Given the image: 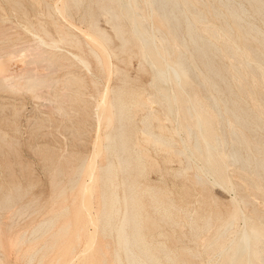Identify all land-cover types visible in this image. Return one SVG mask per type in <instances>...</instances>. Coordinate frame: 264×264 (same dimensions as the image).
Segmentation results:
<instances>
[{"label": "bare ground", "instance_id": "obj_1", "mask_svg": "<svg viewBox=\"0 0 264 264\" xmlns=\"http://www.w3.org/2000/svg\"><path fill=\"white\" fill-rule=\"evenodd\" d=\"M34 1L40 8H45L49 25L40 20L29 21L27 26H24V30L33 37V45L25 46V42L22 43L25 47L16 50V45L9 47L8 44L9 52H19L14 58L20 56L25 64V69H21L20 73L13 75L9 71V74H4L3 71L10 67L9 62L15 54L11 52L14 55L10 54L12 56L4 62L2 57L7 53L4 52L6 54L3 56L0 53V91L19 94L20 91L16 86L24 85L27 92L35 98L40 91H45L46 100L48 99L53 107H50V112H43L44 126L54 127L55 122L51 120L53 114L66 118L69 124L65 127L66 131L71 134L69 136L72 138H70L71 144L76 147L82 145L87 124L80 126L75 119L81 117V110H84L89 118L94 114L92 103L84 97L88 81L86 82V76L74 72L69 74V71L65 72L61 79H55L52 74L65 66L79 65L90 72L89 55L96 60L102 72H109L113 68L116 73L121 74L123 72L120 68L112 67L110 61L112 58L123 61L126 55L145 56L149 58L154 69V77H165L168 83L167 87H161L157 91V99L168 106L171 104L175 106L177 118L173 123L167 117L173 129L167 126L161 116L148 104L146 92L129 85L127 74L122 76L119 85L108 88L104 99L98 104L102 112H98V107L95 113L98 122L105 121V130L102 131L104 142L100 144L101 139L98 142L96 140L98 148L96 147V150L94 147L96 152L93 159L91 158L92 161L89 159L90 163H87L88 161L83 158L72 178L80 179L84 173L90 174L89 179H92V183H84L83 180L78 191L81 199L83 198L82 201L87 199V206L84 202L85 204L80 203L78 207L87 221L94 219L92 220L94 230L88 231L85 236L82 234V229H85L83 223H79L83 226V228L80 226L82 229L78 228V223L74 227L72 220L59 225L62 217L69 214L68 206L60 207V210L52 212L53 214L35 225L30 233L22 234L15 242L18 246H15L16 248L27 243H30L29 246L32 244L21 255L23 264H43L53 249L58 245L66 244L69 240L67 237L70 238L71 244L76 242L77 246L84 245V247L78 252V249L76 250L78 247L71 245V254L75 255L73 259L69 257V261L62 260L61 256L63 257L64 254L62 252L61 256L57 255L58 258H54L57 259L55 264H76L77 258L79 264L85 263V260L87 264H102L107 256L111 264H193L191 249L174 250L168 245L170 241L176 245L179 240L174 234L166 233L167 227H177L182 222L190 226L195 236V244L199 243L200 234H206L202 249L209 257L208 264H264V211L254 208L252 212L255 218L248 222L243 206L254 204L255 201L251 202L248 195L240 192L245 186H248L249 190L264 189V182L261 181L264 178V145L251 141L247 134L254 127L264 130V26L249 20L254 14L264 24V1L246 0L252 9L251 14L243 4L236 3L235 0H121L118 5L119 13L113 12L111 6L103 3L102 0H95L99 5L97 10L93 9L92 3L87 6L90 19L87 22L88 31H82L86 43L82 36L75 33L72 26L65 22L69 20L72 8L80 11L83 0H62L61 7L57 3L52 4L51 0ZM8 2L14 12L19 7L22 13H26V7L20 0H8ZM1 9L4 11V8ZM98 15L111 23L114 37L98 26ZM121 15L130 19L132 27L137 30L138 38L142 40L146 38L144 45L135 43L132 39L131 41L122 26L116 23ZM147 19L151 22L150 33L144 26ZM182 19L186 24L183 37H180ZM82 20L86 21V14L83 15ZM171 20L177 24L173 28L170 26ZM115 40L120 42L118 47L114 45ZM148 40L155 49H148L147 53L145 48ZM132 45H135L139 51L135 52ZM64 46L76 49L80 53L66 51ZM208 55H211L212 59L209 63L202 61L204 69L201 70L198 61L208 60ZM214 57L226 61L224 67L232 68L228 77L223 74L222 69L216 74L212 72ZM38 66L40 69L45 68L47 73H38ZM193 72L200 78L203 88L207 89L202 94L196 92L194 81L187 84L188 74ZM17 77L21 80L20 82L17 79V83L21 84L15 86L13 82ZM93 83L96 85V82ZM60 84L62 87H59ZM222 84L225 87H222ZM187 85H190V91ZM18 100L15 99V103L21 104L22 102ZM6 101L9 100L0 96L1 103ZM244 103L251 104L255 111L254 117L246 113L243 108ZM221 106H224L223 110ZM1 107L5 108V105L1 104ZM181 107L183 110L179 111L178 108ZM37 113L42 115V112ZM224 114L227 116L225 117ZM137 116H142L138 131L134 122ZM224 120H234L233 123L229 122L231 129L228 137L224 130L216 132L223 125ZM258 120L263 123L253 125ZM153 122L157 123L158 133L153 130ZM173 130L183 141L181 150L176 147L178 142ZM44 135L48 137L52 133L48 132ZM5 137L4 133L3 138ZM3 138H0L1 150L5 145ZM149 147L163 152L167 162H173L175 159L183 161L185 151L195 162L197 171L203 174L199 176L197 173L194 176L197 180L196 184H200L202 188L210 185L206 179L210 176L213 177L212 184L219 183L232 189L235 183L230 179L231 168L237 167L248 172V175L243 177L244 183L237 185L236 193L239 200L231 199L237 202L236 205L233 208L226 207L227 213L223 214L216 205L213 207L205 201V206L197 213V218L200 220L198 222L195 215L188 214L186 207L173 202L166 190L139 182V179L146 177L148 172L156 171L160 167L159 164L150 162L152 158L150 159ZM104 151L107 153L106 162L98 165L97 159ZM97 172L98 175L95 177ZM188 175V169L183 168L181 174L183 179ZM77 182L75 181L70 187L71 191L78 187ZM1 189L0 186V198ZM96 190L99 191L100 204L96 214H93L92 201ZM16 192L21 198L25 194L21 187H18ZM14 194L10 191L3 196L4 201H0V216L5 211L13 212L12 225L14 218L21 217L26 212L24 207L14 210L17 204ZM66 196L67 189L62 188L58 198L66 199ZM66 202L68 203V199ZM81 217V215L76 217L79 219L74 221H79ZM83 217L82 222L85 219ZM239 220L244 221L243 226L229 239L231 230L237 226ZM216 221L221 223L214 228ZM75 222L73 223L76 224ZM241 229H244V233ZM98 238L112 240V245L108 243L102 245L105 252L102 253L99 261L97 257L100 254L96 256L97 253L93 251ZM42 240L45 241L40 244ZM2 249L3 241L0 237V264H4ZM63 251H68V247ZM71 254L68 253L69 256ZM63 259H66V256ZM47 262H51L50 259Z\"/></svg>", "mask_w": 264, "mask_h": 264}, {"label": "rangeland", "instance_id": "obj_2", "mask_svg": "<svg viewBox=\"0 0 264 264\" xmlns=\"http://www.w3.org/2000/svg\"><path fill=\"white\" fill-rule=\"evenodd\" d=\"M20 1L23 2V5L26 7L25 14L22 13L19 7H17L14 12L11 9V4L10 2H8V0H0V32L2 33L3 31V34H4L3 35L0 33L1 34L0 35V49H2L3 51L2 52L0 50V53H2V56L6 53L8 55L12 53L15 54V55L12 54L14 56L12 55L8 56L6 54L5 56L2 57V60L5 62V60H7L8 57L12 56L11 57L12 61L9 62L10 67L3 71L4 74L5 73L7 74L10 71L13 75H15V73L16 74L20 73L23 70V68L25 69L24 67L25 64L22 62L21 57L18 56L14 58L15 56H17L16 54H19V52L15 53L11 51L12 52L11 53L8 50L10 46L15 47L16 45L18 47V48L16 47V50L17 49L19 50L20 47H25L28 44L33 45L32 44L33 37L30 34H27V32L24 30V26H27V23L29 21L38 22V20L43 21L44 23L49 25V20L45 13V8H40L34 0H20ZM51 1H52L51 2L52 4L57 3L60 7L62 6L61 4L62 0H58V1L51 0ZM120 1L121 0H102L103 3L111 6L113 12L117 11L118 13L120 11L118 8L119 7L118 5H120ZM235 2L243 4L244 7L247 8L252 14V9L246 0H235ZM90 3H92L93 9L95 10L98 9L99 5L96 3L95 0H83V6L81 7L80 11H77L75 8H72L70 12L71 16L69 17V20L68 19L67 21L65 20V22H68V24L72 26L73 31L81 36L83 35L82 33L88 31L87 22L90 19H89V14H87V6ZM1 8H4V11ZM84 14H86L85 22H83L84 20H82V17ZM252 15L254 17L249 18V20L263 27L264 24H262L258 20V18L255 17L254 14ZM97 19H98V26L101 29L107 31L110 35L114 37V32L112 30L111 23L106 22V20L99 15L97 16ZM116 23L122 26L123 31L127 34L130 40L132 39L133 42L135 43L139 42L141 45L145 44L146 38L142 40L137 37L138 36L137 30H135L132 27L130 19H128L126 16L121 15L120 18L116 21ZM150 23H151L150 20L147 19V22L144 24L148 33H150L151 31ZM185 24H186L185 20L182 19L181 25H180L182 34L180 35V37H183ZM176 25H177L176 22L171 20V23H170L171 28L175 27ZM3 37L5 38L2 39ZM82 39L86 43L87 40L84 36H82ZM22 43L23 44L25 43L24 44L25 46H23ZM8 44H9V47H8ZM114 45L118 47L120 45V42L115 40ZM132 48L134 49L135 52L139 51V49L135 45H132ZM64 49L72 53H80L78 50L72 49L69 47L66 48L64 46ZM148 49L150 50L155 49L152 46V43L150 40H148V44L146 45V48H145L147 53H148ZM86 57H87V53H86ZM88 58L91 64L90 72L88 71V69H84L83 67L79 65L75 67L69 66L70 68L65 66L60 70H56L55 71L56 74L55 72L54 74H52L53 75L52 77H54L55 79L57 78L61 79V76L64 77V74H66L67 71H69V74L71 72H74L75 74L79 73L80 75L86 76L87 78L86 82L88 81L87 82L88 86L86 90H84V97H86L87 101H90L92 103L94 114L92 115L91 117L92 119H91L87 116L84 110H81L82 112L81 117L75 119L76 122L80 126H83V124H87V127H86L87 132L82 137L83 141H81L82 145H76V147H73V145L71 144L72 138L69 137L71 134L69 135V132H67L65 128L66 126H69V124L66 118L62 117L61 115L58 116L57 114L56 115L53 114L55 115L54 117L52 115L51 120L55 122V124H53L54 127L44 126L45 119L44 117H42L44 116L43 112L44 113L50 112L51 111L50 107L52 106L49 100L48 99L46 100V97L44 94L45 91L44 92L42 91L43 93L40 91L41 93L39 92L37 95V98H35V96L27 92V90L25 89L26 87L24 85L16 86L17 84H21L20 83L21 80L18 79L20 77H17L16 81L13 82L17 90L19 89L18 90L20 91L19 94H13L11 92L0 91V96H3L7 100H9L8 102L7 101L3 103L0 102V135H1L0 138H3L4 133L6 135L5 139L3 138V141H5V145L2 150L0 149V186L2 187L1 192L3 193V194L1 193L2 196L0 198V201H4L3 196L5 194L10 193V191H12L15 193L14 198H15V201L17 202V204L14 207L15 208L14 210H18L21 207H24L26 209L25 214H27V216L24 214L21 217L18 216L14 218L13 225L11 224L13 212L5 211L0 216V219H1L0 220L1 221L0 222V228H1L0 237L3 241V249H2L3 257L2 258L4 260V264H23V262L21 261L22 260L21 255L24 254L32 244L29 246L30 243H27L20 248H16L18 246H17V243L15 244V242L19 240L22 234L30 233V231L33 229L35 225H37L39 222L47 218L49 215L53 214L52 212L54 211L56 212L60 210V207L63 208V207L68 206L69 214L67 216L62 217V219L59 221V225L69 220H72L73 226L75 225L74 227H76V225H78L79 223H83L82 225L85 226L84 228L86 229V233H85V229H82L83 226H81V224H79V227L78 226L77 227L79 229L82 227L81 228L82 234L85 236H87L88 231L91 232L94 230V222L92 221L94 219H91V220L89 219L87 221L86 217H83L82 215L83 212L81 213V210L79 211V207H78L80 206V203L85 204L84 202H86L85 206H87V201H86L87 199L86 200L84 199V201H82L83 198L81 199V197L79 196L80 192L78 191L80 190L79 186L82 185L81 183H83L82 182L83 180H84V183L85 182L92 183V179H89L90 174L86 175L87 173H84V175L80 179H77V178L72 179V178H73V174L77 166L81 164L83 158H85L87 161L91 158L93 159L94 157L93 155L96 152L95 149L97 150L98 148L97 146L98 143H96V140L98 142L101 139L99 141L100 144H103L102 142H104L103 140L104 132L102 131L105 130L104 129L106 126L105 121H101L102 123L98 122V120H96L97 119L96 117L98 116L95 113L98 111V107H99L98 104L101 102V100L104 99V94L106 90L110 88L111 86L115 87L119 85L121 83L120 79H122V76L127 74V76L129 77L128 78L129 85H132V87L138 90H142V91L144 90L146 92L147 100H149L150 102V103L148 102V104L154 111H156L161 116L163 122L167 126L173 129V126L170 125V123L167 121V117H169L173 121V123L176 122V118H177L176 110L177 109L175 108V106H172V104L168 106V104L162 103L161 100L157 99L156 97L157 91L161 87H167L168 83L165 77H159V78L154 77V69L152 68L148 57H145V56L129 57L128 55H126L123 58V61H118L112 58V60H110L112 63V67L120 68L123 72L121 74L116 73V71H114L115 69L113 68L109 72L107 71L104 73L102 72L96 60L92 56L89 55ZM211 59H212V56L208 55V60L204 59V60L198 61V65L201 68V70L204 69V67L202 66V61L209 63ZM226 64H227L226 61H223L222 58L214 57L212 72L216 74L218 70L222 69L221 71H223V74L228 77V74L232 71V68L229 66L224 67ZM38 67H35L36 69L38 68L37 69L38 73L46 72L45 68L40 69V66ZM188 77H189V81L187 84H190L191 82L194 81L195 82L194 88L197 93L202 94L203 91L207 90L203 88V86L200 84L201 83L200 78L197 77V74L195 72H193L190 75L188 74ZM17 79L18 81H20L19 83H17ZM157 80L160 82H158ZM93 82H96L97 87ZM189 86L190 85H187L188 91H190ZM59 87H62V85L60 84ZM222 87H225L224 84H222ZM39 94L41 95L39 96ZM8 98H10L11 100ZM15 99H19L18 102L20 101L22 103L16 104L14 101ZM35 103L38 104L39 106L37 107ZM1 104L5 105V108L1 107ZM184 105L186 106L185 103ZM42 107H44L45 109ZM221 108L223 110L224 106H221ZM243 108L246 110V113L249 116L251 117L255 116L254 114L255 111L250 103L249 104L244 103ZM178 109L179 111H182L183 107L178 108ZM17 111H19V113H17ZM37 112H40V113L42 112V115L38 114ZM98 112H102V108L99 107ZM224 116L226 117L227 115L224 114ZM141 119H142V116H137L135 118L134 122L136 124L137 131L141 127ZM215 119H216V116H215ZM229 122L233 123L234 120H229V121L224 120L223 125L219 129H217L216 132L219 133L220 130H224L227 132V137H228L229 131L231 129V125ZM257 123L260 124L263 122L258 120V122H255V124L253 125H257ZM152 127H153L154 132L158 133L156 122L152 123ZM48 132H51L52 135L46 137L44 134ZM247 134L251 141L259 143L260 145H264V130L262 128L254 127L250 131H248ZM173 135L176 141L178 142L176 147L179 150H181L183 148V143H182L183 141L180 140L181 137H178V134L174 130H173ZM149 152L151 153L150 159L152 158L150 162L153 161L156 164H159L160 167L156 171L148 172L146 177L139 179V182L142 183L143 185L144 184L150 185V186L159 187V188L166 190L170 198L172 199V201L175 202L176 204L186 207L188 214L190 216L195 215L196 217L195 219L198 220V222H200V220L197 218V213L205 206L206 202L208 204H212L213 207H215L216 205L218 208H220L223 214H226L227 213L226 207L229 206L230 208L231 207L233 208V206L236 205L237 203L236 201H233V200L234 199L239 200V196L236 193L237 185L240 183H244L243 177L248 175V172L242 171L237 167L231 168L230 179L233 183H235L232 189L229 187L227 188L219 183L212 184L213 177H210V176L209 177L207 176L206 178L210 185L206 186L205 188H202L200 184H196L197 180L195 179L194 176L197 173L199 176H203V174L202 172L197 171L195 162L186 154L185 151H184L183 158H182L183 161H179L175 159L173 162H167L165 154L163 152L157 151L153 147H149ZM100 156L97 159L98 165H101L104 162H106V157H107L106 151H104V153H102ZM87 163H90V161H88ZM183 168L188 169L189 175L187 177H189L190 179L189 178L187 179V177H185L186 179L185 180L181 176ZM232 173H233V176H232ZM93 174H96V173H93ZM97 175H98V172L95 175V177H97ZM252 178L254 179V176H252ZM75 181H78L77 182L78 187L75 190L71 191L70 187L74 184ZM261 181L264 182V178H262ZM18 187H21L24 190L25 194L22 198L17 196L16 194L17 193L16 189ZM207 187H209L210 190ZM62 188L67 189L66 199L58 198V194ZM202 192H205V193H202ZM240 192L248 195L251 198V202L255 201L254 204L243 206V212L244 214H246L245 218L249 222V220L255 218V215L252 212L254 208L264 211V189L258 190L256 188L254 189L250 188L249 190V187L245 186L243 187V189L240 190ZM257 195L259 198L257 197ZM94 197L95 198L92 201L94 211H92V213L96 214V211H98L99 204H100V195H99L98 190H96ZM67 199H68V203L66 202ZM256 199H258L257 200L258 202L256 201ZM42 209L44 210L42 211ZM77 211L80 213L79 215ZM80 215L83 217V219L85 218L86 220L84 219L83 220L84 222H82L81 221L82 217H81L79 221L75 222L74 220L79 219L76 217H80ZM69 217L73 219H68ZM242 221L243 220H239L237 222V226L231 230L229 239H231L233 234L237 232V230L240 229L241 226H243L244 221L243 222ZM73 222H75L76 224H74ZM220 223L221 221L214 222V228L218 226ZM200 224L201 223H199V225ZM10 225L11 227H9ZM243 230L244 229H241L242 233H244ZM166 231H167L166 233L174 234L175 238L179 240V242L176 245L172 244L171 241L168 242V245L172 249L174 250H181V249L190 250L191 249L193 264H208L209 263V257L205 253V251L202 249L203 243L205 242L204 240H205L206 234H200V241L198 244H195L194 243L195 236H193L191 232V228L186 222H182L181 225L177 227L175 226L167 227ZM67 238L69 240L66 241V244L58 245L55 249H53V251L54 250L56 251V253L54 251L55 254L53 253V251H51L48 254V257H46V259L47 261H49L50 259L51 262H47L45 260L46 263L44 262L43 264H50V263L55 264L56 263L55 261L57 259H54V258L55 257L58 258L57 255L61 256L63 254L62 252H64L63 257L61 256L62 260L69 261L70 258L72 260L75 255L72 256L73 254H71V249H72L71 245H73V247H78L76 248V250L78 249L77 250L78 252L83 249L84 245L83 247L77 246L76 242H73V244H71L70 238L69 237ZM44 241L45 240L40 241V244H43ZM102 241L103 242L105 241V242L103 243ZM238 242L239 240L237 241V243ZM107 243L112 245V240L109 238H107L106 240L102 238H98V241L95 244L97 246L94 245L93 251L97 253L96 256L100 254L99 255L100 257L99 256H98L99 258L97 257L98 261L100 260V258H102L101 256L102 253L105 252L104 248H102L104 246L102 245L107 244ZM98 245H99V248H98ZM61 246L62 247L66 246V247L60 248ZM67 247H68V251L66 252L63 251L64 249L66 250ZM19 249L21 250L20 252H19ZM95 250H98V251H95ZM60 253L62 254L60 255ZM68 253L71 254L72 257L69 256ZM64 255L66 256V259L68 260L63 259L65 257ZM78 260H79L78 258L75 259L76 264H79ZM103 261L104 263L102 264H111V261L108 258V256L104 258ZM83 264H87V260H85V263L83 262Z\"/></svg>", "mask_w": 264, "mask_h": 264}]
</instances>
